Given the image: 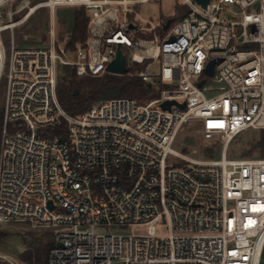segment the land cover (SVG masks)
I'll return each mask as SVG.
<instances>
[{"label": "built area", "instance_id": "1", "mask_svg": "<svg viewBox=\"0 0 264 264\" xmlns=\"http://www.w3.org/2000/svg\"><path fill=\"white\" fill-rule=\"evenodd\" d=\"M12 1L0 0V226L51 233L47 264H264V158L228 157L234 138L264 129V0H181L187 14L167 30V18H138L136 7L155 0L42 1L51 11L87 9L73 60L54 36L45 47L17 46L14 29L38 5L16 20ZM119 47L128 63H147L137 75L159 96L67 113L61 67L101 77ZM168 100L186 107L163 109ZM63 121L65 137H49ZM189 122L206 144L222 141L219 159L175 150ZM164 224L170 234L159 238ZM138 226L147 234L129 233Z\"/></svg>", "mask_w": 264, "mask_h": 264}, {"label": "rangeland", "instance_id": "2", "mask_svg": "<svg viewBox=\"0 0 264 264\" xmlns=\"http://www.w3.org/2000/svg\"><path fill=\"white\" fill-rule=\"evenodd\" d=\"M41 0H13L9 4V8L17 11L16 20H22L30 11V8L38 5L31 15L19 24L15 29V37L17 46L29 47L35 45L48 46L54 38L56 45L63 47L65 60H73L75 58V51L67 47V43L71 40L74 30V13L81 10L82 7L62 6L51 11L43 6H39ZM181 0H155L149 3L138 5V18L146 25L147 21L153 24L159 23L163 18H170L175 13L178 3ZM28 5V6H27ZM30 7V8H29ZM231 9L233 7L229 5ZM54 32V33H53ZM29 40L26 41L25 37ZM135 65L131 62L128 63ZM147 63L145 64V67ZM143 67V69L145 68ZM152 69L159 72L158 65H154ZM70 67L62 66L61 73L58 79V97L67 113L71 114L64 107L62 102V94H71L78 92V95L85 94L89 85L86 81L90 77H77L70 74ZM141 71V70H140ZM139 73H135L136 75ZM85 80V83L81 81ZM170 88H173L170 86ZM4 92L0 98L2 101ZM105 101V100H103ZM149 101V100H148ZM101 102V101H100ZM147 102V101H145ZM98 102H95L96 104ZM93 104V105H94ZM199 124L196 122H189L181 127L179 130L175 150L188 154L192 149H197V157L203 160H217L221 157L222 141L219 140L214 143L206 144L201 139L198 133ZM229 158H243L254 159L264 158V129H251L245 131L234 138L228 149ZM176 164H181L180 161ZM105 232V230H100ZM148 228L146 226L132 227L129 233L135 235H146ZM156 234L159 238H166L170 234L169 226L157 225ZM53 239L51 233L45 231H38L32 229L25 224H10L7 226H0V253L10 257L12 261H5L0 259V264H26L22 258L23 253L27 251L36 252L38 248H45V245ZM46 257H44L45 259Z\"/></svg>", "mask_w": 264, "mask_h": 264}, {"label": "trees", "instance_id": "3", "mask_svg": "<svg viewBox=\"0 0 264 264\" xmlns=\"http://www.w3.org/2000/svg\"><path fill=\"white\" fill-rule=\"evenodd\" d=\"M44 0H41L42 2ZM187 14V9L177 6L174 16L171 17L172 22L176 23L182 20ZM170 19V18H167ZM89 23L88 11L85 7L74 13V30L71 40L67 43L68 48L76 49V45L79 42H85L87 39V30ZM125 55L128 56L127 50L124 49ZM70 67V74L73 75V67ZM145 67V64H129V73L126 75L105 74L101 77H90L86 81L89 88L85 94L76 95L62 94V102L64 107L71 113V115H79L87 111L95 102L103 100H109L113 98H132L139 102H145L148 100L156 99L159 96V92L150 84H146L138 75L137 71H140ZM79 77V76H77ZM88 77V76H84ZM82 78V77H81ZM85 83V80L81 81ZM3 86L0 89V98L3 94ZM1 114V106H0ZM67 132V122L63 121L58 127L54 128L48 134L52 138H63ZM53 237V235L51 234ZM55 245L54 238L45 245V248H38L36 252L27 251L23 253L22 258L26 264H47L48 254L50 249ZM44 257H46L44 259Z\"/></svg>", "mask_w": 264, "mask_h": 264}, {"label": "water", "instance_id": "4", "mask_svg": "<svg viewBox=\"0 0 264 264\" xmlns=\"http://www.w3.org/2000/svg\"><path fill=\"white\" fill-rule=\"evenodd\" d=\"M203 8L207 7V4L209 3V0H197ZM172 23V19H169L166 24L164 25V30H167L169 28V26ZM134 26L131 25V28H133ZM220 59H214L210 62L206 73L210 76L214 75L215 72V65L216 63L219 61ZM107 71L109 74H115V75H126L129 73V68H128V62H127V58L126 55L124 53V51L122 50V48H118L117 49V53H116V57L114 58V60L108 65L107 67ZM72 74L75 75V70L72 71ZM204 84V81H202L199 85L202 86ZM75 94L77 95L78 92L75 91ZM173 105H177L180 108H185L186 104H179L177 101L175 100H168L165 101L164 103H162V108L163 109H171V107ZM51 208L53 207L52 202L49 203Z\"/></svg>", "mask_w": 264, "mask_h": 264}]
</instances>
